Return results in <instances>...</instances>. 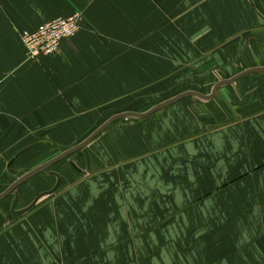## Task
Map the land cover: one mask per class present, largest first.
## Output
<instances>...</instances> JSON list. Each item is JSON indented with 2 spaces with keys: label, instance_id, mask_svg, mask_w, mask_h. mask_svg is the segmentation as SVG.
<instances>
[{
  "label": "crops",
  "instance_id": "0c3cea01",
  "mask_svg": "<svg viewBox=\"0 0 264 264\" xmlns=\"http://www.w3.org/2000/svg\"><path fill=\"white\" fill-rule=\"evenodd\" d=\"M74 13L58 54L26 58L22 33ZM209 58L264 68V0H0V195L98 124L145 113L117 107L169 89L178 62ZM188 98L184 113L134 119L105 148L120 160L109 169L91 142L95 175L63 210L32 211L57 182L49 168L15 190V211L41 196L26 213L2 199L0 229L14 226L0 264H264V72ZM57 175L55 192L69 187Z\"/></svg>",
  "mask_w": 264,
  "mask_h": 264
},
{
  "label": "rangeland",
  "instance_id": "374dc122",
  "mask_svg": "<svg viewBox=\"0 0 264 264\" xmlns=\"http://www.w3.org/2000/svg\"><path fill=\"white\" fill-rule=\"evenodd\" d=\"M244 46H246V44H244ZM239 62L240 61L238 59L234 60L232 62H228V63H226V66L224 68L220 67V65L218 66V64H213L214 61L210 58L209 59H198L197 61H194L192 64H185L184 61H182L181 63L178 62V65H177L178 74L174 77L171 76L170 80L168 78H166V79H164V81H162V86L168 85L167 88H169V89L161 90L160 92H146V94H145L146 96L144 98L145 103H143V101H142L139 103V105L129 104L128 106H125V107L119 106V107H117V108H119L117 111L118 112L125 111L128 108V109H136L137 112H146L150 108H153L155 105L161 104V103H163V102H165V101H167L173 97H176L180 94H183L187 91H196V92H199L201 94L208 95V94H210L213 86L217 82H219L221 80L229 79L232 76H234L235 74H237V72H242L241 69H236V67L239 66V64H238ZM245 63H246V61H245ZM206 66H208V67H206ZM163 82H166V83H163ZM191 102H196V101H194L193 99H190V98H185L181 101H178V102L166 107V109H164L160 113L156 114L155 117L157 116L156 117L157 119L161 118V121H162V120H164V119H162L163 117H161V116H163V114L168 115L172 111H178V112L184 113V111L188 110L187 108H188V106L191 105ZM152 118H154V117H152ZM152 118H150L148 121L152 122ZM131 122L136 123L138 121H136L134 119L118 120V121L114 122L112 125H110L104 132H102L96 139H94L92 141L91 144H93V145H91V148H92V146H97L99 153L102 154V156L105 158V162L107 163V166H103V161H102V163H101L102 165L100 167H98V169L103 168L106 170L107 168L108 169L111 168L112 164L120 163L119 158H117V157H115V159L111 158L109 149H111L112 146L114 148L117 146H120L121 139L119 137L122 135L123 130H125L127 128L133 129V127L135 128V126H132V125H134V123H131ZM99 125H102V124H98V127H100ZM149 125H152V123ZM93 131H94V129H93ZM93 131L91 133H93ZM132 133H133V135L136 134L135 129L130 130L129 134H132ZM84 140H80V141L82 142ZM78 144H79V142H78ZM107 147L108 148L110 147V148L108 150H106L105 148H107ZM86 149L89 152V147H87ZM93 152H95L94 149H93ZM49 155H51V154H49ZM58 155H56V156H58ZM51 157L54 158V154L52 156H50L49 158L51 159ZM93 157H94V155H93ZM29 159H31V158H29ZM69 162H72L79 169L83 170L85 172V174H80V173L74 171L72 168H70ZM108 164H110V165H108ZM90 168H91V166H90ZM50 169H52L54 173L59 172V174H61L62 177H64V179H65L64 183L66 184V186H69V187H67L65 189L61 188V190H59L58 192H55V193L49 195L48 197L45 198V200L43 202L39 203V205L34 207L32 211L40 212V211L46 210V209L47 210H53V211H56L57 209L63 210V206L65 205L64 200H66V199H64V197L67 196V193L70 192L71 188H73L75 186H81L82 188H84L83 187L85 184L84 182H86V180H90L91 177H93V175H95L94 173H90L91 169H90V172H88V173L86 172L85 158H84V155L82 154V151H78V152L72 154L71 156L67 157L66 159L58 162V164L53 165L48 170H50ZM44 174H46V173H44ZM52 180H53V178H52ZM33 216L34 215H32V216L27 215V218H29V219H27L28 220L27 223L29 222L30 218ZM20 224L18 223L16 225H20ZM11 226H14V224L8 223L4 227L1 226L2 228L0 229V231L5 232Z\"/></svg>",
  "mask_w": 264,
  "mask_h": 264
},
{
  "label": "water",
  "instance_id": "95a60500",
  "mask_svg": "<svg viewBox=\"0 0 264 264\" xmlns=\"http://www.w3.org/2000/svg\"><path fill=\"white\" fill-rule=\"evenodd\" d=\"M259 72H264V68H254V69H250L244 72H241L240 74L234 76L231 79L228 80H222L220 82H218L217 84L214 85L211 94L209 96H204L202 94H199L198 92H185L183 94H180L176 97H173L153 108H151L150 110H148L147 112L143 113V114H136V113H123V114H118L115 115L113 117H111L110 119H108L106 122H104L100 127H98L88 138H86L84 141H82L81 143H79L78 145L64 151L63 153L59 154L58 156H56L55 158L45 162L44 164L38 166L37 168L31 170L30 172L26 173L24 176H22L20 179H18L16 182H14L9 188H7L1 195H0V201L2 199H4L6 196H8L11 193L15 194V200L12 203L11 206V212L15 215H20L22 213H26L28 210H30L35 203L37 202V200L43 196V195H49L52 194L56 191V189L59 186L60 183V179L58 177L57 174L52 173L53 176H55V178L57 179V182L54 186V188L52 190H50L49 192H46L44 194H42L41 196H38L36 198V200H34V202L25 210L22 211H15V202L17 201V194L15 192V190L25 181L29 180L30 178L34 177L35 175L39 174L40 172L47 170L48 168L52 167L53 165L57 164L58 162L66 159L67 157L71 156L72 154L78 152V151H82V154L84 155L85 158V164H86V172H88L90 170V156L89 153L87 151V146L95 139L97 138L102 132H104L110 125H112L114 122L121 120V119H145L147 117H149L150 115L164 109L165 107H168L169 105H172L180 100H183L185 98L188 97H193V98H197L198 100L201 101H209L210 99L213 98V96L215 95L216 91L222 87V86H226L228 84H231L233 82H235L236 80L249 75L251 73H259ZM15 160L12 159L9 162V166L13 163V161ZM69 166L76 172L80 173V174H85V172L81 169H79L77 166H75L72 162H69Z\"/></svg>",
  "mask_w": 264,
  "mask_h": 264
},
{
  "label": "built area",
  "instance_id": "2783aa9c",
  "mask_svg": "<svg viewBox=\"0 0 264 264\" xmlns=\"http://www.w3.org/2000/svg\"><path fill=\"white\" fill-rule=\"evenodd\" d=\"M82 16L74 13L67 18H56L43 23L32 32H24L21 40L28 60H37L41 56L58 54L62 41L73 38L80 29Z\"/></svg>",
  "mask_w": 264,
  "mask_h": 264
}]
</instances>
